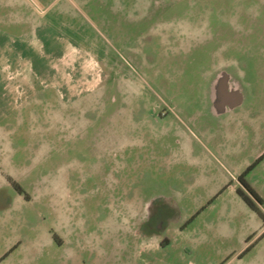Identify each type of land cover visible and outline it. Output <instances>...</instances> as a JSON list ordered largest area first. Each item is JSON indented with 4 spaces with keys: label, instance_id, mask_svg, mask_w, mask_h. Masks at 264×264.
<instances>
[{
    "label": "rangeland",
    "instance_id": "1",
    "mask_svg": "<svg viewBox=\"0 0 264 264\" xmlns=\"http://www.w3.org/2000/svg\"><path fill=\"white\" fill-rule=\"evenodd\" d=\"M229 89L243 90L246 104L259 89L264 96V0H0V157L9 161L2 169L24 175L27 188L61 189L70 176L74 245L84 222L102 234V257L84 256L87 264H129L127 258L105 261V254L123 246L105 233L125 226L126 211L94 204L102 188L115 185L113 174L121 166L115 156L124 148L129 155L145 151L147 141L168 142L171 135L152 131L165 117L177 127L178 116L198 115L196 128L213 135L218 124L199 112L202 96ZM200 156L219 157L208 143ZM221 161L225 180L212 167L199 169L209 176L207 186L196 188L186 203L189 217L181 228L188 244L198 240V248L169 250L166 264L233 263V251L217 252L209 244L218 239L224 245L226 231L215 221L218 213L205 212L237 185L227 177V160ZM256 162L245 171L249 186ZM163 186L161 177L149 190L162 194ZM214 187L219 191L204 204ZM238 190L248 193L240 180ZM42 212V227L51 228ZM234 235H228L233 246Z\"/></svg>",
    "mask_w": 264,
    "mask_h": 264
},
{
    "label": "crops",
    "instance_id": "2",
    "mask_svg": "<svg viewBox=\"0 0 264 264\" xmlns=\"http://www.w3.org/2000/svg\"><path fill=\"white\" fill-rule=\"evenodd\" d=\"M5 64L4 73L10 67V64ZM208 94L202 96L206 100H203V108L199 112L208 113L218 124L213 135L196 128L198 115H190L186 119L178 116L180 124L177 127L165 117L161 118L163 123L153 125L152 131L163 137L171 135L168 142L147 141L145 151L132 150L129 155L124 148L115 156V161L121 163L120 169L113 174L115 185L102 188L99 197L96 196L98 203L95 200L94 204L99 209L124 210L129 220L125 226H114L113 231L105 233L106 240L123 245L109 255L105 254V261L127 258L129 264H166L165 253L186 249L188 243L181 228L189 217L186 203L196 188L207 186L209 179L199 169L212 167L218 179L225 180L226 172L218 164L224 159L232 169L226 168L229 171L227 177L235 180L237 185L205 210L218 213L215 221L226 231L222 237L224 245H219L218 239L209 241V244L217 252L233 251L232 264H264V222L237 193L239 177L263 156L246 179L264 201V96L259 89L254 97L256 100L246 104L247 95L243 90L229 89L222 94L219 92L218 96L214 92ZM207 143L215 147L219 155L217 161L214 157L203 159L200 156ZM0 163V264H67L71 261L87 264L84 256L89 259L95 255L102 257V234L98 236L92 231L96 224L84 222L79 225L83 234L75 238L77 243L74 245L75 202L69 186L70 176L65 177L61 189L56 186L27 188L22 186L24 175L2 169L9 164L7 158L0 157ZM161 177L163 193L154 194L149 190L150 183ZM9 180L22 187L26 194L14 191ZM224 183L217 181L215 185L223 187ZM219 189H211L204 198V204ZM42 209L52 220L51 228L42 227ZM117 219L122 224V217ZM232 223L239 224L240 228L230 231L228 225ZM17 226L22 227L21 231ZM97 226L102 231V218ZM111 233L118 234L108 235ZM234 233L237 242L233 246L228 235ZM197 243L195 239L189 244L197 249ZM246 253L244 261L242 257Z\"/></svg>",
    "mask_w": 264,
    "mask_h": 264
},
{
    "label": "trees",
    "instance_id": "3",
    "mask_svg": "<svg viewBox=\"0 0 264 264\" xmlns=\"http://www.w3.org/2000/svg\"><path fill=\"white\" fill-rule=\"evenodd\" d=\"M262 158L263 156L257 160L256 164L259 163L262 160ZM246 172L243 174V176L239 178V180L241 184L243 185V187L246 189V191L249 193V195L248 193H245L242 190H238V195L253 211H255L262 218L264 222V216H263L262 211L260 210V207L264 206V201L255 193V191L252 190V188L244 180ZM15 187L17 188L18 192L23 193V191L17 185Z\"/></svg>",
    "mask_w": 264,
    "mask_h": 264
}]
</instances>
